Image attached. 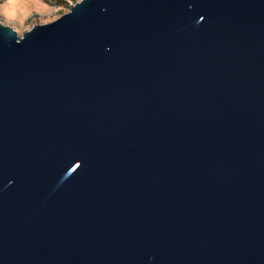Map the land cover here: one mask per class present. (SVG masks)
<instances>
[{"label": "water", "instance_id": "1", "mask_svg": "<svg viewBox=\"0 0 264 264\" xmlns=\"http://www.w3.org/2000/svg\"><path fill=\"white\" fill-rule=\"evenodd\" d=\"M0 264H264V0L0 21Z\"/></svg>", "mask_w": 264, "mask_h": 264}, {"label": "rangeland", "instance_id": "2", "mask_svg": "<svg viewBox=\"0 0 264 264\" xmlns=\"http://www.w3.org/2000/svg\"><path fill=\"white\" fill-rule=\"evenodd\" d=\"M78 0H0V21L22 35L37 23H45L70 10Z\"/></svg>", "mask_w": 264, "mask_h": 264}]
</instances>
